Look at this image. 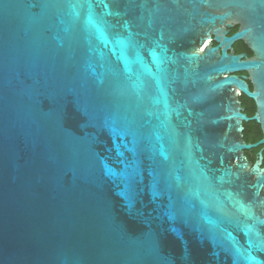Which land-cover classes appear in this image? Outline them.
Instances as JSON below:
<instances>
[{
    "label": "water",
    "instance_id": "water-1",
    "mask_svg": "<svg viewBox=\"0 0 264 264\" xmlns=\"http://www.w3.org/2000/svg\"><path fill=\"white\" fill-rule=\"evenodd\" d=\"M261 145L264 0H0V264H264Z\"/></svg>",
    "mask_w": 264,
    "mask_h": 264
},
{
    "label": "trees",
    "instance_id": "trees-1",
    "mask_svg": "<svg viewBox=\"0 0 264 264\" xmlns=\"http://www.w3.org/2000/svg\"><path fill=\"white\" fill-rule=\"evenodd\" d=\"M236 49L238 51H245L248 55H252V50L248 47V45L244 41L236 42ZM240 99L242 101V105L246 106V111L249 116L254 115L256 111V104L255 101L248 97L247 95H241ZM245 130H244V139L250 142H257L263 137V132L261 129L260 124L255 120H250L248 122H244ZM264 145H261L257 148H253L250 150H245L246 155L248 156L249 160L255 162L258 159V152ZM264 165V162H263Z\"/></svg>",
    "mask_w": 264,
    "mask_h": 264
},
{
    "label": "flooded vegetation",
    "instance_id": "flooded-vegetation-1",
    "mask_svg": "<svg viewBox=\"0 0 264 264\" xmlns=\"http://www.w3.org/2000/svg\"><path fill=\"white\" fill-rule=\"evenodd\" d=\"M238 28H239V26L238 25H235L234 27H232L231 28V31H230V35H232L233 33H235L237 30H238ZM238 42V41H237ZM236 42L233 44V49H234V51H235V53H237V54H240V53H247V52H245V51H238L237 49H236ZM214 45H217V43L216 42H214ZM248 54V53H247ZM253 55V54H252ZM252 55H249V56H252ZM243 74H246V72H240L239 73V75H243ZM249 83H250V87H251V89H253V85H252V83H251V81H249ZM242 95H245V94H242ZM244 106V105H243ZM245 108H246V106H244ZM247 109V108H246ZM245 112L247 113V111L245 110ZM248 114V113H247Z\"/></svg>",
    "mask_w": 264,
    "mask_h": 264
}]
</instances>
